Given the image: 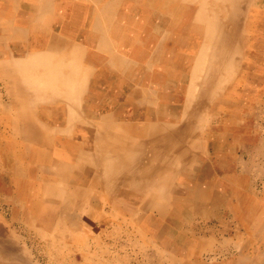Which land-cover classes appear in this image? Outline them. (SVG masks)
Returning a JSON list of instances; mask_svg holds the SVG:
<instances>
[{
	"label": "bare ground",
	"instance_id": "bare-ground-1",
	"mask_svg": "<svg viewBox=\"0 0 264 264\" xmlns=\"http://www.w3.org/2000/svg\"><path fill=\"white\" fill-rule=\"evenodd\" d=\"M182 2L139 0L129 16H120L126 23L123 31L119 24L113 28L115 18H103L94 8L95 24L88 31L83 26L91 9L79 0H0V80L7 83L8 101L25 106L23 119L29 122L14 136L28 140L32 156H48L51 148L54 162L42 168L47 172L43 176L62 184L26 181L23 169L9 159L12 148L5 147L4 131L10 122L1 115L0 159L6 173L0 194L13 196L12 190L8 194L11 186L21 198L23 190L30 189L40 200L41 219L53 238L78 233L85 237L83 220L107 224L111 219L140 227L146 238L149 230L155 238H169L174 236L169 225L190 219L200 204L210 206L220 199L216 191H223L222 185L207 180L212 176L207 162L239 150L238 141L231 145L228 136L236 140L237 128L232 127L240 122L232 114L244 100L240 92L247 87L244 74L258 68L264 49V0ZM88 45L96 51L86 59ZM96 68L100 71L95 74ZM90 72L93 76L87 79ZM234 73L242 76L237 83ZM90 81L95 88L89 92L96 98L90 107L92 118L83 102ZM258 91L264 95V88ZM203 122L208 124L200 133ZM219 128L224 136L215 142L211 134ZM46 129L55 137L44 139L56 144L41 150L39 140ZM58 132L62 139L56 138ZM204 135L201 146L199 138ZM40 187H44L41 196ZM249 196L253 198L243 202L246 199L240 195L230 207L248 234L246 243L239 242L235 249L234 264H264V197ZM84 202L90 203L86 217ZM140 210L144 214L136 215ZM15 242L0 237V264H32L22 251H15ZM222 263L200 260L199 264Z\"/></svg>",
	"mask_w": 264,
	"mask_h": 264
},
{
	"label": "rangeland",
	"instance_id": "rangeland-1",
	"mask_svg": "<svg viewBox=\"0 0 264 264\" xmlns=\"http://www.w3.org/2000/svg\"><path fill=\"white\" fill-rule=\"evenodd\" d=\"M79 1L83 3L84 5H87V7L91 9L90 12L85 13L86 19H85V25L83 26L84 29L89 31L94 26L95 24L94 13L96 10H99V11L101 10L103 18L110 17V16H112V18H115L113 19V28H114V25L119 24L120 26H122V31H123V27L126 26L125 25L126 23H122L120 21L119 19L120 16L123 14L125 17L129 16L131 14V9L134 6H136V3L139 0H117V2L116 0H99L100 2L98 0H79ZM185 2H187V0H183L182 3L186 4ZM6 10L12 11L8 7L6 8ZM88 17H89V20H88ZM106 25L110 26V23ZM120 35L122 38V34ZM116 42L119 43L120 41H116ZM95 51H96V48L94 46L88 45L87 51H86V59L91 58L92 54ZM11 52L14 55L16 53L15 50ZM259 53H260L259 59L261 60H260V63H258L257 61L258 68H253L252 70L244 74L247 87L240 88V92L243 93L242 99H244V100H241L240 102L241 109H239L237 112H234L232 114L233 116L238 115V117L236 118L238 122L240 123L239 125L232 127V128H237L236 140H233L234 138L231 136H228V137H229V141L231 145L236 144L238 141L237 144H239L240 146L239 150L236 149L235 151L224 153L222 155V159L213 158L212 161L210 160L209 161L207 160L208 162L206 161L210 169L209 172L212 175L207 180H210V181L212 180V183L215 180H218L220 184L222 185L223 191H216V194L219 196L220 199L216 200L210 206H208L206 203L200 204V209L197 210L198 212L195 211L190 219L188 218V219L182 220L178 224L175 223V224L169 225L172 231V235L174 234V236L169 237L170 235L169 234L168 235L169 238H155L153 236L154 233L151 230H149L150 236H147L146 238L145 234H143L139 230L140 227H137V226L133 227L131 224L123 225L124 222L120 220L115 221L111 219L107 221L108 222L107 224H104V223L99 224L98 222H94V221H92V223L94 222L93 224H90L87 222V220H83L82 229H81L82 232L81 231L80 232H81V235L85 234L86 235L85 237H82L83 235L79 237V233H78V235L75 234L72 238L70 237H67L66 239L65 238H53L52 232L50 231L49 227L41 219L42 217L40 215L42 212L41 211L42 205L40 204V200H38L37 197L33 196L31 190L28 188L23 190V197L20 198V196L18 195L20 191L14 190L13 187L10 186L9 188H7L8 194H10L12 190L13 196H10V195L4 196L3 194L2 195L0 194V222H1L0 237L1 238H13V242L15 238V241H16L15 245L17 243V246H16L17 248L15 247V251H20V252L22 251L21 253H23V257L32 264H46V263L47 264H54V263L55 264H73V261H76L79 264H84V262H86L85 264H90V263L91 264L92 263L93 264H99V263L108 264V262L109 264H199L200 260L206 261V262L209 260L210 262L211 261H217L219 263L223 262L222 264L224 263L234 264L235 262L234 259L238 260V250H235V249H237V245L239 244V242L242 245L246 243L248 234L246 232V228L243 227V225L240 223V220L236 218L234 213L230 210V207L233 206V204L236 205V203L240 199L239 198L240 195L244 196V198L246 199V200H242L243 202H246L248 198L250 199L251 196L249 195H255L257 197H264V172H263L264 171L263 170L264 168V99H263L264 95H261L260 92L258 91L260 88H264V59H263L264 49L263 51H260ZM251 59H254V58L252 57ZM85 64L87 65V63ZM99 71H100L99 68H96L95 74ZM91 75L93 76V73L90 72V75L89 73H87V79H89L90 77L92 78ZM233 75L234 76L232 77V79L236 80L235 81L236 83L242 77L238 73H234ZM229 77L230 75L229 76L227 75L226 78L224 79L227 80ZM4 87H7L6 81L2 83V81L0 80V90H1L0 100L2 102L3 101L5 102L4 103L5 106H4L1 104V101H0V104L2 105L1 110L3 111V114H0V116L5 115L9 119V122H10V124H6L5 131H4L5 137H6L5 147L10 146L12 148L9 159L12 160V162L17 167H21L23 169L26 181L31 182V184L32 182L39 184L42 179H46L48 180L47 183L53 182L51 184L56 183L59 186H62V184H60L61 183L60 181L51 180L50 176L46 178L43 176L44 175L43 173H47V172H42V168H45V166H50L52 164V160L54 162V157L52 156L51 148L49 147L51 146V144H56V143L54 142L52 143V141L50 140L46 141L44 139L45 136L53 135V133L49 134L51 133V130H47V129L43 130L42 136L40 138L41 140H39V144L41 142V144L43 145L39 148L41 150H43V148H46V147L49 148V149L46 148L49 152V155L48 156H43V155L42 156L40 155L32 156L31 153L29 152L28 140L21 141L19 138L14 136V133L17 132L18 129H21L24 123H29L23 119L24 115L22 113L25 112L23 109V107L25 106L23 104L21 105L19 104L18 107L14 106L11 98L8 101L9 97ZM87 88H86L87 92L85 94L86 96L83 97V102H84V106L86 107L85 108L86 114H88L89 118H92L90 107L91 108L93 107L96 101V98L93 96V93H90V92H93L95 88L94 83L91 81L88 82ZM1 93H3V96ZM6 95H7V98H5ZM158 97H159V94H158ZM2 107L3 108L6 107V108L3 109ZM38 116H41V114H38ZM19 118H20L21 123H18L20 122ZM42 120L43 121H41V119L40 120L38 119V122L39 123L44 122V124L47 123V119H42ZM207 120H208V117H207ZM204 121H206V117ZM207 124L205 122L204 127L202 126L200 130V133L205 130V126H207ZM227 131H229L232 134L235 133L234 130L232 129L231 131L230 129ZM22 133L23 131L21 132V134ZM56 134H58L56 135L57 136L56 138L58 139L63 138L62 137L63 135L61 132H58ZM223 134L224 132L221 128H219L218 130H214V132L211 134L212 140L215 142L216 141L220 142L221 136L222 138L224 136ZM0 136H1V132H0ZM205 136L206 135L202 136V138L201 137L199 138V141L201 142L200 144L201 146L203 145V142L206 140ZM228 137H225V139ZM17 139L20 140L19 142L20 143L22 142L23 144L21 143L20 146L18 145L17 147H15L16 142H18ZM1 161L2 160L0 159V165L2 164L0 166V170H1L0 180H2V174L6 173V171H3L4 170L3 163ZM6 175H9V174H6ZM8 180L10 179L7 178V181ZM239 189L242 191H240ZM43 190H44V187L42 188L40 187L37 194L41 196ZM44 192H46V189ZM12 198L13 199L15 198L16 200L11 201ZM84 203H85L84 217H86L90 209V203L88 202H84ZM130 204H132V200ZM137 207L139 208L140 206H136V208ZM143 212H144L143 210H140L137 212L136 215L141 214V213L143 215L144 214ZM30 218H32L33 220L31 219V221L29 222ZM127 229L129 232L128 234L126 233ZM34 230H37V231H34ZM114 231H115V235L113 236L108 235L109 233L114 232ZM139 231L140 233H138ZM42 233L46 237H44ZM47 237L49 238V240ZM87 238L89 239L87 240ZM58 239L59 241H62V242H59ZM216 241H218L219 243ZM50 242L52 243V245ZM57 243H60L61 245L59 244L58 246ZM212 245H215V246H212ZM71 246L72 247L74 246V250L72 249ZM86 246H90V247L86 248ZM56 249H57V252H56ZM59 253L61 254L59 255ZM85 253L88 254V259H83ZM92 253H94L95 255L97 254V255L95 256ZM52 254H55V255L57 254V257L55 255L53 256ZM91 257H93V259L90 260ZM108 259H110L111 261ZM117 260L119 261V263H117L118 262Z\"/></svg>",
	"mask_w": 264,
	"mask_h": 264
}]
</instances>
